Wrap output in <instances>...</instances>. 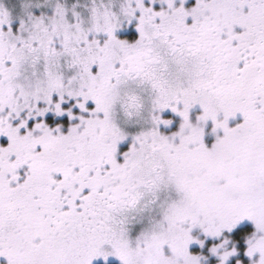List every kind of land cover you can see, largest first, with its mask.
I'll return each mask as SVG.
<instances>
[{
    "label": "snow or ice",
    "instance_id": "1",
    "mask_svg": "<svg viewBox=\"0 0 264 264\" xmlns=\"http://www.w3.org/2000/svg\"><path fill=\"white\" fill-rule=\"evenodd\" d=\"M0 264H264V0H0Z\"/></svg>",
    "mask_w": 264,
    "mask_h": 264
}]
</instances>
